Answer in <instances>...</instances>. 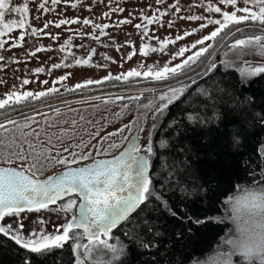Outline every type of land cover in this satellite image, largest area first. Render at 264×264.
Returning a JSON list of instances; mask_svg holds the SVG:
<instances>
[{
  "label": "rangeland",
  "instance_id": "1",
  "mask_svg": "<svg viewBox=\"0 0 264 264\" xmlns=\"http://www.w3.org/2000/svg\"><path fill=\"white\" fill-rule=\"evenodd\" d=\"M25 3L29 11L25 15L24 27L13 25L11 32L0 35V99H7L10 92L22 94L25 91L36 93L50 88L57 90L38 100L41 101L77 90L78 83L85 85L88 90L113 86L110 89L126 91L125 94L100 95L45 110L25 112V108L33 106L37 101L31 98L21 104L10 101V106L0 109V125H3L0 127V166H14L30 175L35 172L37 179L70 165L86 164L112 156L134 135L139 136L138 142L145 146L148 133L156 122L153 114L159 104L158 97L170 87H179L186 83L183 80L167 87L140 91L169 82L160 83L164 80L146 77L143 72L150 66L159 69L166 64L169 67L181 64L200 47L208 44L212 45L209 51L213 49L219 41L218 37L205 41L204 45L192 47L197 40L209 35L218 27L208 23L209 19H222L220 13H210L206 10L209 3L220 7L222 12L234 11L231 6L220 4L219 0H160L159 3L157 0H57L55 3L53 0H11V6L14 7ZM41 5L44 7L41 8ZM237 6L246 5L243 0H238ZM247 6L254 7L251 4ZM241 14L243 13H238ZM189 16L204 19L190 20L187 19ZM19 18V13H6L5 16L6 21ZM85 19L90 23L85 25ZM149 19H153V22L149 23ZM61 20L80 22L65 23L57 27ZM125 20L130 23H123ZM137 24L142 25L141 29L136 28ZM201 24H207V27L200 28ZM97 25L102 27L98 28ZM177 36L182 39L177 40ZM248 36L250 35L238 36L236 39H245ZM236 39L228 41L225 45L221 44L217 49V61L221 65L225 66L222 62L229 61L231 66L228 67L238 71L245 66V62L251 65L264 64V57L250 49H246L243 54L239 50H232L230 46ZM66 41L69 42L67 45ZM142 45L146 55L140 52ZM181 48L187 49L182 56L177 55ZM205 55L208 56L207 53ZM77 60L81 63L77 64ZM84 60H87L88 64H84ZM56 64L61 67L54 68L53 65ZM37 68L44 71L34 72ZM133 69L140 71L141 75L128 77L127 80L105 79L108 76L123 77ZM61 77L66 78L62 80ZM134 79L138 80L131 81ZM24 80L29 83L24 84ZM88 80L94 82L87 84ZM105 82L109 83L103 84ZM144 83L148 84L143 85ZM122 85L125 87H114ZM147 91L151 92L142 97L140 93ZM146 105L151 107H145ZM16 111L24 113L16 114ZM140 128L143 131H138ZM111 144H117L118 147L110 148ZM73 153L76 154L75 157ZM82 155L88 156V159H80ZM53 157L67 161L76 159L77 163L57 164ZM34 164L35 168L32 167ZM240 194L239 189L224 199V216L231 222L230 231L222 237L209 256L198 264H213L232 251L227 240L234 237L235 225L230 219V204L226 201L229 197ZM71 197L49 204L47 209L38 212L25 210L21 213L22 221L19 217L11 216L0 223L16 227L22 222L25 235L32 229L41 228L47 233H54L59 228L62 233L61 226L73 216V209L68 212L58 209L69 199H74ZM108 240L109 243L116 244L112 234ZM80 243L86 244L87 238L82 239ZM78 254L83 259V249H80ZM76 255L77 253H74V261ZM233 257L234 255L231 257L232 261ZM85 264L90 263L86 260Z\"/></svg>",
  "mask_w": 264,
  "mask_h": 264
},
{
  "label": "snow or ice",
  "instance_id": "2",
  "mask_svg": "<svg viewBox=\"0 0 264 264\" xmlns=\"http://www.w3.org/2000/svg\"><path fill=\"white\" fill-rule=\"evenodd\" d=\"M57 2V0H53ZM159 3L160 0H157ZM220 4L231 6L234 11L221 10L220 7H215L211 3L207 6L208 12L220 13L222 19H209L208 23L216 24L215 28L209 35L197 40L192 47L196 45H204L205 41L214 40L223 32L226 37L231 31L230 26H236L243 22H252L260 26V35H250L245 39H236L230 46L232 50H239L241 54L246 49L254 51L256 54L264 57V0H243L245 7H238V0H219ZM254 7H248L247 5ZM41 8L44 6L41 5ZM122 10V9H121ZM179 10V9H177ZM29 9L27 4L20 6H11V0H0V35L13 30V25L23 28L25 24V15ZM6 13H19V20H5ZM238 13H243L238 15ZM165 13H161L164 15ZM156 19V18H153ZM149 19V23L153 22ZM187 19H204V17L189 16ZM79 20H61L57 27L65 23H79ZM85 25L90 21L85 19ZM130 23V21H123ZM47 27V24L45 25ZM100 28L102 26L97 25ZM106 27V26H103ZM142 25L137 24L136 28L141 29ZM207 27V24H201L200 28ZM228 29V32H224ZM240 31L239 28L236 29ZM195 31V30H194ZM35 32V30H34ZM190 33H185L189 35ZM23 37L21 36V39ZM223 38V37H222ZM177 40L182 39L181 36L176 37ZM168 41H165L167 43ZM69 42L66 41V45ZM2 47V44H0ZM211 44L200 47L199 50L189 56L181 64L174 67H169L167 64L163 68L154 69L151 66L143 75L151 76L156 80H166L170 77H176L183 74V70L190 67L192 64L205 57L211 55L209 49ZM155 51V49H152ZM187 51L181 48L177 55L182 56ZM141 54H147L143 45L140 48ZM2 59V57H0ZM203 63L206 64L205 73H210L217 68L214 61H208L205 57ZM77 64L81 61L77 60ZM88 64L87 60L83 61ZM226 67L231 66V62L223 61ZM54 68L61 65H53ZM44 69L37 68L34 72H42ZM239 73L244 80H251L257 76L264 75V64L251 65L245 62V66L241 67ZM141 72L133 69L121 76H108V79L127 80L131 76H140ZM61 77L60 79H65ZM94 81L88 80L86 83L91 84ZM28 84V80L23 81ZM99 83V81H96ZM196 83L195 80L192 81ZM85 85L76 84V88H82ZM190 84H181L179 87H170L167 92L162 93L159 97V104L154 110V120L157 114L163 116L166 110L175 102L181 100L185 96ZM55 88H50L47 91L30 92L25 91L22 94L10 92L7 99H0V109L10 106V101L15 104H21L29 100H39L42 97H47L51 93L56 92ZM213 92H223V89H206L197 88L196 92L183 102V108L179 117H174L168 124L170 135H162L156 141L155 145L152 138L151 130L148 133L147 143L142 146L139 141V136H133L129 141L128 146L118 156L111 160H97L94 163L85 166L69 169L62 172L56 177H48L47 180L40 181L35 178V172L31 175L25 174V171H18L13 168H0V222L6 217L16 216L23 220L21 213L25 210L40 211L47 209L49 204H55L65 196L70 194H78L79 197V212L78 215H73L72 219L64 223L62 233L59 228L54 233H47L43 228L40 230L32 229L27 235L24 234V225L18 223L16 227L11 224L3 225L0 223V235L7 237L21 248L30 251L31 253L43 256L55 248H62L66 242H73V253H77L74 264H85V261L92 257L91 264H112V261H105L93 257L94 253L101 251L110 252L113 254V260H118L124 254V246L109 243V236L113 229L121 223L134 225L133 232L136 227L140 228L139 234L133 237L139 241L137 247L149 248L154 247L159 239L164 235L158 227V222H153L144 216L142 220L133 221L131 216L141 207L147 204L152 198L157 202V206L153 207V211H166L170 216L180 220L184 225H204L210 217L200 219L198 216L188 213L184 206L177 211L173 209L169 201L160 192H157L153 186V178L150 176V167L152 159L159 151L160 168L163 173H166L165 180L171 185L175 184L177 188H181L185 181L182 180L181 173L186 171V168H180V164L186 163L187 157L184 160H179L178 157H170V153L174 150L173 140H178L181 134L187 133L191 128L199 127L201 129L208 128L213 123H219L225 118V113L221 112L219 105L222 99ZM145 107H151L146 105ZM203 110V111H202ZM209 111L211 114L209 115ZM259 119L264 121V115L256 114ZM10 123L12 121H9ZM242 125L248 123L247 119L241 121ZM3 125H0L2 127ZM127 127V126H126ZM156 124H153V128ZM246 131V129H244ZM123 131V129H121ZM138 131H143L142 128ZM125 139H128L125 137ZM242 134L241 129H236L231 133V145L234 149H238L241 145ZM110 148L118 147L117 144L109 145ZM67 151V149H65ZM107 151V150H105ZM178 151L184 152L183 147ZM257 152L260 159L264 162V141L257 145ZM143 153V154H141ZM75 153L73 156L75 157ZM22 158V157H21ZM214 159V157H211ZM57 164L77 163L76 159L67 161L65 159L52 158ZM80 159L87 160L88 156H81ZM247 164L248 161L245 160ZM33 168L36 165H32ZM261 178L264 179V168L260 170ZM250 175H254L250 173ZM164 187V184H161ZM203 185H201V188ZM185 195L182 199H187L191 193L186 187L183 188ZM241 194L229 197L227 203L230 204L232 216L230 219L235 225V235L232 239H228L227 243L231 245L232 251L227 255L213 262V264H233L231 257L238 255L241 258V264H264V187L241 188ZM77 201L69 199L67 203L59 207V211L68 212L73 209ZM43 224L44 221H39ZM74 231V230H81ZM192 232V228H188ZM145 232L151 236V239H142ZM132 235V233H125ZM177 237H182V230L176 231ZM87 238L86 244H81L80 241ZM104 237V238H102ZM83 249V259L78 254L79 250ZM22 264H31L30 260L22 261ZM179 264H183L182 261Z\"/></svg>",
  "mask_w": 264,
  "mask_h": 264
},
{
  "label": "trees",
  "instance_id": "3",
  "mask_svg": "<svg viewBox=\"0 0 264 264\" xmlns=\"http://www.w3.org/2000/svg\"><path fill=\"white\" fill-rule=\"evenodd\" d=\"M204 58L183 70V74L170 77L160 83L191 74L200 68ZM217 60L218 50L208 60L214 61L217 68L204 74L205 65L199 73L185 79L184 82L191 85L185 96L171 105L163 116L157 114L156 127L151 131L154 145L162 135H170L169 122L174 117L180 116L183 102L191 97L197 88L223 89V92H213V94L222 99L219 107L221 112L226 114L225 118L218 124L209 125L208 128H191L187 133L181 134L178 140L172 141L176 150L170 153V157H178L179 160L187 157L186 163L179 165L180 168H186V171L181 173L182 180L185 181L181 188H177L175 184L170 185L165 180L166 173H163L160 168L159 151L151 161L149 172L153 178L155 190L164 195L173 209L179 211L180 207L184 206L188 213L200 219L205 217L212 219L204 225H184L166 211H153L157 202L152 198L147 204L141 205L132 214L131 219L133 221L142 220L147 215L149 220L158 222V227L164 235L155 246L146 249L137 247L139 241L134 240L133 237L139 234L140 228L136 227V231L133 232L134 225L121 223L110 233L115 237L116 244L125 248L120 259L113 260V254L104 251L94 253L93 257L112 261V264H179L180 261L183 264H198L200 260L209 256L222 237L230 231L231 222L224 216V199L241 188L264 187V179L260 174L261 168H264V162L261 161L257 152V145L264 141V121L256 115H264V75L244 80L235 68L223 66ZM135 80L138 79L131 81ZM193 80L196 81L195 84L192 83ZM107 83L109 82L103 84ZM111 87H103L100 90H88L86 87H82L85 88L84 90L80 88L71 90L62 95L32 102L33 106L25 108V112L45 110L100 95H117L126 92L110 89ZM114 87L123 88L125 86ZM150 92L140 94L145 97ZM17 112L24 113V111H16V114ZM244 119H247L248 123L242 125L241 121ZM236 129H241L242 134L241 145L238 149H234L231 145V133ZM181 147L185 149L184 152L178 151ZM245 160L248 161L247 164ZM253 172L254 175H250ZM201 185H203L202 188ZM184 187L191 193L187 199H182L185 195ZM71 198L76 200L74 196ZM72 212L74 213V207ZM189 227L192 228V232L188 231ZM177 230H182V237L176 236ZM125 233H132V235H125ZM142 239L150 240L151 236L145 232ZM25 260H30L31 264H74L72 241L66 242L62 248H55L39 256L0 235V264H22ZM91 260L92 257L87 262L91 264ZM233 264H241V258L238 255H234Z\"/></svg>",
  "mask_w": 264,
  "mask_h": 264
},
{
  "label": "water",
  "instance_id": "4",
  "mask_svg": "<svg viewBox=\"0 0 264 264\" xmlns=\"http://www.w3.org/2000/svg\"><path fill=\"white\" fill-rule=\"evenodd\" d=\"M248 25H249V24H248ZM240 27H241V26H240ZM231 32H232V30L229 32V34H230ZM229 34H228V35H229ZM228 35H227L226 37L223 36V38H221V39L217 42V44H216V45L213 47V49L210 51V52H211V55H212V54H213V53L219 48V46L225 41V39L228 37ZM211 55H210V56H207V59H208V60L210 59ZM205 65H206V64L203 63L202 66H201L198 70L192 72V73L189 74V75H186V76L181 77V78L176 79V80L169 81V82H167V83H165V84H162V85H156V86H152V87H150V88L141 89L140 91L153 90V89H157V88H161V87H167V86H170V85H172V84L178 83V82H180V81H183V80L189 78V76H191V75H193V74L199 73V72L205 67ZM131 139H132V138H130V140H131ZM130 140H129V141H130ZM129 141H127V142L125 143L124 147H123L121 150H119L116 154H114V155H112V156H108V157H104V158H99V159L93 160V161H91V162H89V163H86V164L70 165V166H67V167H65V168H63V169H61V170H59V171H57V172H55V173H52V174H50V175H48V176H46V177H44V178H42V179H39V180H40V181L47 180L48 177H50V176H51V177H56V176L60 175L62 172L67 171V170H69V169H75V168H77V167H85V166H88V165L94 163V162L97 161V160H111V159H114V158H115L116 156H118L122 151L125 150V148H126V147L128 146V144H129ZM141 154H143V153H141ZM0 168H13V169H16V170H18V171H23V170H21V169H19V168H17V167H14V166H0ZM25 174L30 175V174L27 173V172H25ZM36 179H37V178H36ZM71 196H74V197L76 198V201H77L76 205L74 206V213H73V215H74V214H75V215H78V212H79V203H80V201H79V197H78V194L72 193V194H70V196H65V197H63L61 200L65 199V198H67V197H71ZM61 200H58V201H61ZM58 201H57V202H58ZM71 219H72V217L69 219V221H70ZM77 231L82 232V229H81V230H77ZM85 238H86V237H85Z\"/></svg>",
  "mask_w": 264,
  "mask_h": 264
},
{
  "label": "flooded vegetation",
  "instance_id": "5",
  "mask_svg": "<svg viewBox=\"0 0 264 264\" xmlns=\"http://www.w3.org/2000/svg\"><path fill=\"white\" fill-rule=\"evenodd\" d=\"M249 24V25H248ZM241 26V27H240ZM239 28L240 31H237L236 29ZM230 29L232 32L228 35V37L225 39V41L222 43V45L226 44L228 41L232 39H236L238 36L243 35H251L253 33H260V26L253 24L252 22H243L236 26H230ZM229 30L226 29L224 32H228ZM224 36V33L222 32L220 36H218L217 40H220Z\"/></svg>",
  "mask_w": 264,
  "mask_h": 264
}]
</instances>
